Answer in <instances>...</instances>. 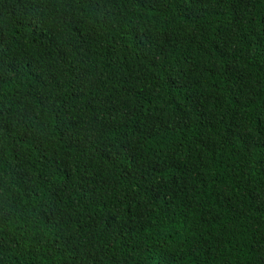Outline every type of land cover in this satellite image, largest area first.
Returning a JSON list of instances; mask_svg holds the SVG:
<instances>
[{
    "label": "trees",
    "instance_id": "obj_1",
    "mask_svg": "<svg viewBox=\"0 0 264 264\" xmlns=\"http://www.w3.org/2000/svg\"><path fill=\"white\" fill-rule=\"evenodd\" d=\"M0 264H264V0H0Z\"/></svg>",
    "mask_w": 264,
    "mask_h": 264
}]
</instances>
